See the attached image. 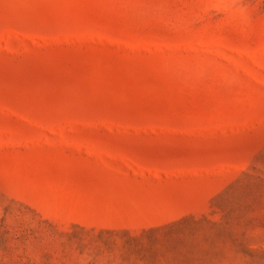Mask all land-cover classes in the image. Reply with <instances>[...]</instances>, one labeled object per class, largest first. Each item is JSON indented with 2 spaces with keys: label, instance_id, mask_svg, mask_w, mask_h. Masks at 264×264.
I'll use <instances>...</instances> for the list:
<instances>
[{
  "label": "rangeland",
  "instance_id": "obj_1",
  "mask_svg": "<svg viewBox=\"0 0 264 264\" xmlns=\"http://www.w3.org/2000/svg\"><path fill=\"white\" fill-rule=\"evenodd\" d=\"M0 264H264V0H0Z\"/></svg>",
  "mask_w": 264,
  "mask_h": 264
}]
</instances>
